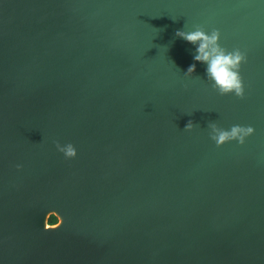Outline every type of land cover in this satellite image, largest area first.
I'll return each mask as SVG.
<instances>
[{"label": "water", "instance_id": "1", "mask_svg": "<svg viewBox=\"0 0 264 264\" xmlns=\"http://www.w3.org/2000/svg\"><path fill=\"white\" fill-rule=\"evenodd\" d=\"M197 25L247 53L243 99ZM0 264H264V0H0Z\"/></svg>", "mask_w": 264, "mask_h": 264}, {"label": "clouds", "instance_id": "2", "mask_svg": "<svg viewBox=\"0 0 264 264\" xmlns=\"http://www.w3.org/2000/svg\"><path fill=\"white\" fill-rule=\"evenodd\" d=\"M219 29L213 28L211 32L205 31L204 27L197 25L195 30L185 31L179 29L175 36L196 45V54L194 61L204 63L206 65L205 74L207 81L211 83V87L220 95L234 94L236 97L243 99L245 97V85L241 76V66L247 62V53L239 47L228 50L221 46ZM196 64L190 65L185 75H191L195 72ZM197 124L189 120L185 125V130L193 129ZM210 138L219 147L226 142L236 140L239 144H244L247 137L255 131L251 125H232L230 129L219 127L215 122H209ZM58 151L62 152L66 158H74L77 155V149L72 143L61 144L54 141ZM21 168L22 165H16ZM56 228V227H54ZM51 228V229H54ZM47 229H49L47 227Z\"/></svg>", "mask_w": 264, "mask_h": 264}, {"label": "flooded vegetation", "instance_id": "3", "mask_svg": "<svg viewBox=\"0 0 264 264\" xmlns=\"http://www.w3.org/2000/svg\"><path fill=\"white\" fill-rule=\"evenodd\" d=\"M114 188H115V198L112 197V199L114 200V202L116 203V207L117 209L122 213L123 208H124V203H125V186L123 184V180L122 178L117 177V180L114 183ZM130 189V186L129 188ZM115 207V204H114ZM56 220V216L55 219L53 221ZM120 221H122V216L119 218Z\"/></svg>", "mask_w": 264, "mask_h": 264}, {"label": "trees", "instance_id": "4", "mask_svg": "<svg viewBox=\"0 0 264 264\" xmlns=\"http://www.w3.org/2000/svg\"><path fill=\"white\" fill-rule=\"evenodd\" d=\"M54 219H55V215H54L53 213H50V214L48 215L47 220H48V221H53Z\"/></svg>", "mask_w": 264, "mask_h": 264}]
</instances>
